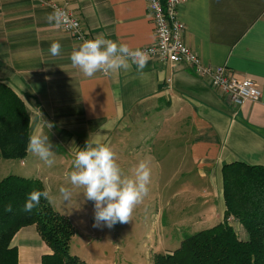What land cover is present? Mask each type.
<instances>
[{
  "label": "crops",
  "instance_id": "1",
  "mask_svg": "<svg viewBox=\"0 0 264 264\" xmlns=\"http://www.w3.org/2000/svg\"><path fill=\"white\" fill-rule=\"evenodd\" d=\"M68 6L91 39L103 35L133 49L154 42L145 0H69ZM51 13L37 0H0V81L25 104L28 141L33 132L43 131L54 151L51 166L27 146L23 157H1L0 177L17 174L42 182L52 207L74 226L69 252L81 262L152 264L156 251L147 253V242L141 243L142 248L140 243L133 247L129 241L121 244L113 239L106 246L96 243L109 230L93 227L94 202L84 197L82 188L70 184L75 153L86 141L99 139L115 151L126 174L140 160H148L152 169L148 196L157 205L156 213L165 187L160 180L185 184L178 176L193 173L186 183L205 186L190 202L201 201L196 205L198 213L201 205L210 204L204 211L216 210L212 224L223 220V165L264 166V0H186L178 8L182 39L204 65H225L237 76L251 78L261 90L258 101H245L238 107L184 62L170 65L149 58L142 71L132 64L127 71L85 76L70 60L82 42L50 22ZM54 41L62 46L55 56L49 51ZM14 160L23 171H16ZM61 188L70 189L69 199H64ZM177 193L175 189L171 200L191 196ZM186 215L196 218L194 213ZM200 219L196 223L206 224ZM230 219L237 235L245 238L240 222ZM77 223L85 227L79 229ZM180 243L157 253H170ZM10 245L16 247L17 264H41L42 256L51 252L35 224L18 229ZM127 249L131 250L128 254Z\"/></svg>",
  "mask_w": 264,
  "mask_h": 264
},
{
  "label": "trees",
  "instance_id": "2",
  "mask_svg": "<svg viewBox=\"0 0 264 264\" xmlns=\"http://www.w3.org/2000/svg\"><path fill=\"white\" fill-rule=\"evenodd\" d=\"M28 132L23 100L0 81V158L23 157ZM222 171L223 220L184 234L175 250L153 255L152 264H264V166L233 162L224 164ZM34 189L45 190L37 178L0 177V264H17V250L10 241L18 229L30 224L36 225L51 250L42 256L41 264H82L69 252L74 226L66 215L43 197L31 212L23 210ZM7 204L12 205L11 212L4 211ZM230 217L243 226L245 238L228 223Z\"/></svg>",
  "mask_w": 264,
  "mask_h": 264
},
{
  "label": "clouds",
  "instance_id": "3",
  "mask_svg": "<svg viewBox=\"0 0 264 264\" xmlns=\"http://www.w3.org/2000/svg\"><path fill=\"white\" fill-rule=\"evenodd\" d=\"M47 19L54 21L57 26L69 25L67 14L60 9L54 10ZM61 44L54 41L49 48L52 55H59ZM149 55L140 48L133 49L129 45L105 39L97 35L92 39L84 40L70 55L71 63L85 76L92 77L97 73L110 75L127 71L132 64L138 71L146 67ZM48 129L52 127L47 122ZM28 151L38 156L47 165L51 166L54 155L48 133L35 131L29 136ZM152 169L148 160H140L126 174L117 160L115 151L107 144L96 139L86 144L75 153L73 170L68 174L70 184L83 189L87 200L94 202V226L101 224L112 228L116 223H128L136 206L142 202L149 191ZM64 199L71 197L68 188H61ZM49 199L47 189L32 190L24 203L23 210L31 212L40 204L41 198ZM5 212L12 211V205L7 204Z\"/></svg>",
  "mask_w": 264,
  "mask_h": 264
},
{
  "label": "built area",
  "instance_id": "4",
  "mask_svg": "<svg viewBox=\"0 0 264 264\" xmlns=\"http://www.w3.org/2000/svg\"><path fill=\"white\" fill-rule=\"evenodd\" d=\"M48 7L51 12L60 9L70 20L69 25L61 24V28L75 35L83 42L91 39L82 28L79 18L68 6L69 0H37ZM186 0H145L148 15L154 29V42L140 48L148 53L149 58L162 64L174 65L184 62L193 72L206 79L214 88L224 93L234 106L245 101H258L261 90L247 76H237L225 65H204L199 56L191 50L182 39V22L178 17V8Z\"/></svg>",
  "mask_w": 264,
  "mask_h": 264
},
{
  "label": "rangeland",
  "instance_id": "5",
  "mask_svg": "<svg viewBox=\"0 0 264 264\" xmlns=\"http://www.w3.org/2000/svg\"><path fill=\"white\" fill-rule=\"evenodd\" d=\"M13 166L16 168V171L18 173L23 171V167H19L17 165V161L15 160L13 162ZM192 176H194L193 173H182L178 176L177 180H182L185 182V184H169L164 183L162 180H160L161 186L165 187L162 190V195L160 197L161 202L158 203L160 207L159 213H156L157 205L150 202V197L147 193L142 202L136 206L132 214L131 221H129L128 223H116L112 228H108L103 224H101L99 227H96L93 223V227H95V229L98 231L103 232L104 230H109L107 232V235L103 236L102 238L98 236L97 240L100 241H96V243H102L103 246H106L110 244V241H112L113 239V241H121V244L127 243L129 241L133 247L136 246V243H140V248H142L141 243L147 242V253H151L152 251H156L157 253L159 252V249L166 250L167 248H170L172 247V245L177 243V241L181 242L184 234L192 233L211 226V224L213 223L212 219L215 216L216 210L207 209V212H205L204 209L207 208L210 204H208L205 208H203V206L201 205L198 209V213L196 211V205L202 204L201 201L193 199L194 201L190 202L189 200L199 191V189L205 186L201 182H197V184L196 182H191V184L186 183V178L191 179ZM198 180L199 179H197V181ZM165 181H167V178ZM175 189L178 191L177 194L184 195L185 193H188L191 196H186L183 198L177 197L176 199L171 200L173 198L171 195ZM201 197L202 195L197 198L201 199ZM74 203L79 207V209L77 210H81L80 208H82V206L80 205V202H77V200H75ZM191 204L192 206H190ZM213 205L211 207L216 208L215 204ZM183 209L184 211H182ZM187 213H194V216H196V218H199L201 216L200 221L206 224L201 225L200 223H196V218L189 219L186 215ZM228 219L231 220L230 218ZM76 220L79 223V219ZM214 221L216 222L217 220L214 219ZM78 223L77 226L79 229H81V227H85L84 225H82V223H80L81 226H79ZM237 231L241 230L238 229ZM130 251L131 250L127 249V251L125 252L128 254ZM139 251L142 252V255H145L143 251ZM135 255H133V259H135Z\"/></svg>",
  "mask_w": 264,
  "mask_h": 264
}]
</instances>
